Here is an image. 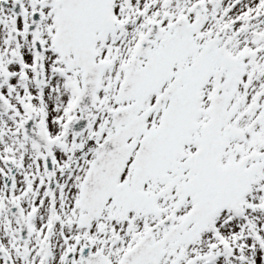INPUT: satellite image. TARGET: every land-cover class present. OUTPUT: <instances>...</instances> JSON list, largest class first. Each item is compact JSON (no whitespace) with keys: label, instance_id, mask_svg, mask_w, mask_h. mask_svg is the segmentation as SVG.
Listing matches in <instances>:
<instances>
[{"label":"snow or ice","instance_id":"snow-or-ice-1","mask_svg":"<svg viewBox=\"0 0 264 264\" xmlns=\"http://www.w3.org/2000/svg\"><path fill=\"white\" fill-rule=\"evenodd\" d=\"M0 264H264V0H0Z\"/></svg>","mask_w":264,"mask_h":264}]
</instances>
